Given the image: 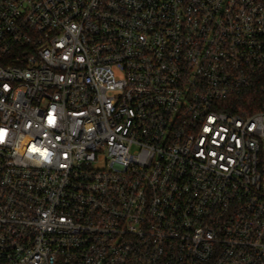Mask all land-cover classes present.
<instances>
[{
    "label": "built area",
    "instance_id": "built-area-1",
    "mask_svg": "<svg viewBox=\"0 0 264 264\" xmlns=\"http://www.w3.org/2000/svg\"><path fill=\"white\" fill-rule=\"evenodd\" d=\"M0 264H264V0H0Z\"/></svg>",
    "mask_w": 264,
    "mask_h": 264
},
{
    "label": "trees",
    "instance_id": "trees-1",
    "mask_svg": "<svg viewBox=\"0 0 264 264\" xmlns=\"http://www.w3.org/2000/svg\"><path fill=\"white\" fill-rule=\"evenodd\" d=\"M258 91L257 90H253L252 93L250 94V96H257L258 95Z\"/></svg>",
    "mask_w": 264,
    "mask_h": 264
}]
</instances>
